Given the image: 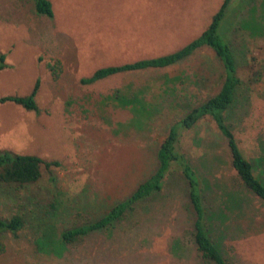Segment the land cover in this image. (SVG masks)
Masks as SVG:
<instances>
[{"label": "rangeland", "instance_id": "rangeland-1", "mask_svg": "<svg viewBox=\"0 0 264 264\" xmlns=\"http://www.w3.org/2000/svg\"><path fill=\"white\" fill-rule=\"evenodd\" d=\"M35 2L0 0V62L4 56L5 64L0 97L27 95L40 80L37 110L0 102V150L39 155L58 165L18 188L17 194L28 199L17 198L19 207L12 199L5 205L0 193V216L32 208L16 236L0 233V264H206L191 243V204L179 171L133 214L59 255L53 242L54 253H48L38 250L35 240L44 232L55 240L66 228L98 219L157 166L154 152L173 115L136 127L131 123L147 122L130 120L128 110L105 95L117 87L159 83L164 73H181L187 79L182 84L194 89L191 79L208 74L213 54L205 49L159 71L119 72L86 85L80 78L105 64L173 51L207 26L222 0H50L52 16L37 12ZM223 33L236 49L243 80L232 114L234 133L245 156L263 159L255 171L264 178V0H240ZM50 64L59 65L55 73ZM205 85L203 97L211 91V84ZM218 130L206 118L183 130L179 147L205 189L207 227L228 263L264 264V200L236 178ZM172 244H178L176 253Z\"/></svg>", "mask_w": 264, "mask_h": 264}, {"label": "trees", "instance_id": "trees-1", "mask_svg": "<svg viewBox=\"0 0 264 264\" xmlns=\"http://www.w3.org/2000/svg\"><path fill=\"white\" fill-rule=\"evenodd\" d=\"M239 2L240 0H222L207 26L197 36L171 52L133 61L105 64L95 69L90 75L80 78L79 82L86 85L119 72L159 71L188 60L205 49L213 54L208 74L201 73L195 79L190 78L191 86H194V89L182 84L187 79H184L181 73L174 75L164 73L161 75L162 80L159 83H146L136 88L117 87L105 95L114 101L115 106L126 108L131 115L130 120H140L141 118L147 122L145 125L131 123L136 127L145 128L146 125L150 127L156 120L173 115L174 121L168 126L163 140L154 152L157 166L129 196L113 203L108 211L98 219L83 220L79 222V225L66 228L55 240H49L46 232L39 235L35 240L38 250L53 252L50 246V243L53 242L54 247L57 246L59 249L57 253L59 255L68 246L75 244L89 233L108 229L123 220L128 214H133L144 199H151L159 194L163 189V181L170 174L179 171L188 186L191 204L190 226L192 227L190 239L196 254L206 264H229L209 232L207 222L211 219V215L206 212L208 210L204 205L205 202L203 203V200L206 199L205 189L201 185L197 172L191 166L187 154L180 149L179 141L183 130L192 129L202 120L210 118L226 140L230 165L235 171L236 178L264 200V178L263 175H259L255 171L256 164L263 159L255 158L253 160L243 154L238 145L232 121L233 110L241 96L243 80L238 72L239 60L236 49L224 36L223 30L228 16L234 12ZM35 4L37 12L52 16L50 0H36ZM254 8L255 6L248 13L250 14ZM3 57H1L0 69L5 66L2 62ZM58 67V64H50L53 73ZM39 83V78H36L27 95L2 96L0 102L12 101L28 110L35 111L38 109L35 96ZM205 83L211 84V91L203 97L200 96V92L206 88ZM119 126L122 128L123 123L119 122ZM56 165H58L57 161H51L39 155L19 154L8 149L0 150V193L5 195V205H9L13 200L19 207L18 199L20 197L27 202L26 196L17 194L18 188L36 183L41 177L43 169H49ZM7 196L9 197L6 198ZM49 205L54 208L53 203L50 202ZM19 210L17 209L16 212L6 217L0 216V233H10L16 236L26 226L31 218L28 212L32 208H27L26 212ZM42 223L47 222L39 219V224ZM177 246L178 244H172L174 253H176ZM3 252L4 246L0 243V254Z\"/></svg>", "mask_w": 264, "mask_h": 264}]
</instances>
